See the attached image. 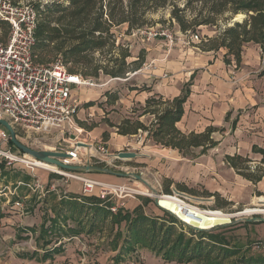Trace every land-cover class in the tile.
Here are the masks:
<instances>
[{"label":"trees","instance_id":"1","mask_svg":"<svg viewBox=\"0 0 264 264\" xmlns=\"http://www.w3.org/2000/svg\"><path fill=\"white\" fill-rule=\"evenodd\" d=\"M183 1L182 6L178 4L179 0H66L65 3L53 1L37 4L34 8L39 12V17L42 13H45V17L39 19L34 32L35 60L49 63L59 56L69 73L78 74L89 81H97L101 76L126 78L127 73L140 68L142 61L138 58L128 62L130 52L120 45L115 46L113 28L125 25L129 32L146 26L149 11L168 6L171 8L170 17L181 32H193L201 26L218 30L217 36L200 39L197 47L206 51L224 48L226 64L233 61L239 67L242 50L247 43L258 45L264 55V0ZM238 13L244 15L242 20L220 27L219 21L228 22ZM8 32V23L0 19V40L4 41ZM189 87L190 83L184 86L181 94L170 98L155 92L152 86H134L132 90L149 93L140 106L141 111L136 113V108H132L130 115L122 117L117 123L107 120V124L119 135L145 134L144 143L149 140L163 148L177 150L182 157L194 158L196 150H199V154H205L218 144L212 135L219 128L209 126L202 132H182L176 126L182 118ZM107 95L106 92L104 96L107 98ZM118 100V94L110 95L99 105L107 102L114 104ZM142 116L149 119L141 121ZM80 124L84 125L83 122ZM108 137L106 132L102 133L103 141ZM10 145L17 150L11 141ZM251 150L261 155L257 164H251L250 157L240 154H227L224 161L238 175L256 184L264 177V150L255 144ZM98 166L103 167L104 164L99 163ZM164 191L169 193L170 190L165 187ZM149 201L151 199L145 198V203ZM112 205L111 201L95 195L66 194L57 201L54 212L57 220L65 217L70 224L68 230L73 234H97L106 226L113 230L115 225L124 223L123 232L116 230L114 236L110 234L106 238L111 245H119H115V263L124 257L134 260L136 250L145 249L164 262L264 264V254L246 252L223 233L217 232L224 228L195 230L164 209L161 214L148 215L142 205L132 210L120 206L114 212L110 210Z\"/></svg>","mask_w":264,"mask_h":264},{"label":"rangeland","instance_id":"2","mask_svg":"<svg viewBox=\"0 0 264 264\" xmlns=\"http://www.w3.org/2000/svg\"><path fill=\"white\" fill-rule=\"evenodd\" d=\"M16 1L34 7L40 3L45 4L53 1L62 3L66 2V0ZM183 3V0H179L178 2L180 6H182ZM170 11V6L149 11L147 14L148 24L143 27H153L156 30L167 28L173 34L176 43L178 42L177 37L179 36L176 34V27L178 26L170 17ZM44 14L45 13L41 14V18L39 17L40 20L44 19ZM188 14H192V12H189ZM243 16L244 15H242V17ZM234 17V20H242V17L236 19L237 14ZM232 22L233 18L228 22L219 21V25L223 28L231 25ZM113 31L116 36L115 46L120 45L123 48H127L131 55L127 59L128 62L139 58L142 61L140 68L131 72L132 76H126V78L123 79H113L107 76H101L97 81H90L80 85L73 91L72 95V99L77 104V115L75 118L79 128L87 130L88 126H101L103 129L101 133L106 132L108 136L110 135V131L115 132V130L108 126L107 120L116 123L120 121L122 117L128 115L132 108H136V113L141 111L140 106L143 103L136 101L135 98L138 94L139 96H143L145 93L138 92L136 89L132 90V88L134 86L138 88L145 84L142 72L147 68V64H149V61L147 60V48L152 46L154 51L158 53H162L164 50H166V54L169 52L165 46V40L161 36L155 37L154 40H146L139 35L132 36L130 34L131 31L128 32L125 25L117 26L113 28ZM188 32L190 31L183 32L184 35H186L183 37L185 38L183 44L186 46L198 45L200 41L192 42L188 39ZM194 32L198 33L200 39L205 36L215 37L218 35V30L211 26H201L190 33ZM175 45L176 44H174L171 49H175ZM165 72L164 73L168 75V72ZM106 92L108 94L107 98L110 95L118 94L119 100L114 104L107 102L104 103L103 106H100L99 103L107 99L104 96ZM89 103H91V105H89ZM148 119L149 117L146 116L141 120L146 122ZM80 122H83L84 125H81ZM219 129L218 132H215L216 138H220L219 144L208 150L205 154L200 155V158L198 156L195 159H190L197 162L198 159L202 160V164L196 165L200 168V173L191 170L195 167V163L188 162L187 157L182 160H180V158L173 159L166 155H161L164 151L160 148L143 152L145 155H139L131 160L114 159L115 161L109 163L103 162L98 159L100 155L96 150L97 146L103 144L101 133L98 136L99 141H96L94 145L90 143L91 138H85L86 133L84 132H81L80 134L74 132L70 136V140L73 141L77 138V140L80 139L85 142V144H91L89 149L85 146L88 151L81 149L80 153L82 161H89V164L91 165L103 163V167H108L115 171L139 174L156 190V192H158L159 195L164 193L171 195L174 190L183 192L191 197L190 204L198 209L221 210L227 214H235L246 207H254L260 204L256 199L258 197H264V179L256 184H252L250 181L238 175L234 169L229 167L224 161V156L227 154H240L242 156L250 157L252 160L251 164H257L261 155L260 153L253 152L248 144L253 140H256L259 143L260 141L251 136V133L253 132L252 130H249V133H243L237 137L234 135L232 131L233 129L227 134H224L229 131L226 128L219 127ZM63 138L64 136H61L59 133L52 132L50 138L43 144L38 145L35 149L56 151L53 148L54 145L59 147L60 144H65L62 140ZM65 138H68V136H65ZM108 151L116 153L112 152L111 149H108ZM102 159H104V157H102ZM129 162H131V164H129ZM85 164L87 163L84 162L83 165ZM40 173H45V171H41L39 174ZM70 173L81 176L84 175L103 183L119 184L137 191L133 194L124 195L123 199H121L123 201V208H125V206L131 207L132 204H137L142 205L143 211L148 215L162 213V208L154 203L153 193L144 183L133 176L124 178L94 172ZM181 173L186 174V178L180 177L179 179V174ZM26 177V173L21 166H7L3 162H0V191L4 188L6 189V187H10L12 190L16 191L17 195H21L22 197V193L26 190V187L19 185L18 182L29 181ZM70 184H77L81 191L82 182L80 180L65 177L60 178L58 176L57 179H54V181L48 184V187L52 185L54 188L45 195L49 202L47 206L45 203H42L41 208L33 211V203L26 204L28 210L24 209L25 206L23 204L24 207L23 210L20 211L22 212L20 214L24 215L27 212V216L30 218L38 217V223H34L31 226H23V228H27L28 231L31 232V236L29 234L24 238L16 234L11 237L10 244H8V253L2 254L0 251V264H186L182 262H162L160 259L153 258L152 255L146 251L137 252L134 260L129 259V257H124L119 260L118 263H115L114 256L111 257V255H108L107 253H102L100 249L101 247L99 246L98 239L106 233L104 230L100 229L97 231V234L94 235L95 238H89L88 236L81 237V235H70L68 221L65 220V217H61L57 220L53 207L50 204H53L57 199L59 200L60 198H63L67 194V188ZM178 185L181 186V188L178 187ZM165 187L170 190L169 193L168 191H164ZM0 198L1 217L7 215V213L1 206L6 199H2L3 197ZM145 198H149L151 201L145 203ZM262 208H264V206H262ZM255 216L264 218V213L232 217L229 220L239 219V221L231 225L222 226L220 228H224L222 229L223 231L220 230L217 232L223 233L222 235L226 236L234 244L242 247L246 252L264 254V223L243 220V218ZM53 224L54 226L50 227V225ZM117 229L118 226H116V230ZM59 237L62 238L60 241ZM43 244L44 247L42 248ZM58 247L59 249H56Z\"/></svg>","mask_w":264,"mask_h":264},{"label":"crops","instance_id":"3","mask_svg":"<svg viewBox=\"0 0 264 264\" xmlns=\"http://www.w3.org/2000/svg\"><path fill=\"white\" fill-rule=\"evenodd\" d=\"M176 34L179 35L177 37L178 42L175 43L176 48L171 49L167 54L166 50L162 53H158L154 51L152 46L147 48V60L149 61V65L150 63L152 65L150 68L148 66L142 73L145 85L152 86V89L155 92L164 97L171 98L178 96L181 94L184 86L190 83V93L183 105L182 118L176 123L177 128L182 132H202L209 126L216 128L222 127L229 130L224 134L231 132V129H233L232 131L237 137L240 134L249 133V130H252L253 132L251 133V136L254 139L259 140L260 143L253 140L248 145L252 147V145L255 144L258 148L264 150V73H262L264 69V55H262L259 46L250 43L245 44L241 54L240 65L239 67H236L233 61H231L230 64L224 62V54L226 52V50H223L224 48L206 51L201 50L197 45L186 46L183 44L185 40L183 37L186 35L179 31L178 27H176ZM165 71L168 72V75L163 77L162 75ZM142 92L145 93L143 96H139L138 94L135 98V100L140 103H144L145 98L149 95V93L145 91ZM226 115H228L227 120L225 119ZM144 117L145 116L140 117V120ZM82 129L83 132L86 133L85 138H91L90 143L93 145L96 141H99L98 136L103 131L101 126L87 130H84V128ZM212 136L219 144L220 138H216L215 132ZM144 139L145 134L124 136L119 135L114 131H110L108 140L103 141L102 143L107 149H111L112 152L134 151L139 156L145 155L143 152L160 148L164 151L161 155H166L173 159L180 158V160L185 158L182 157L177 150L163 148L149 140H146L144 143ZM64 142L65 144L62 143L59 147L54 145V150L63 151L68 148L69 145L66 143L67 141L64 140ZM200 155L203 154H199V150H196L195 157L191 159H195L198 156L200 158ZM188 162L195 163V167L191 170L200 173V168L196 165L202 164L201 159H198L197 162L188 158ZM39 172L38 175L41 181L47 185L54 181V179L58 178V176L47 173L39 174ZM180 177L186 178V174L181 173L179 174V179ZM262 179H264V177ZM2 191H0V197H3L2 199L6 200L1 206L7 213V215L0 217V251L4 254L8 253V244H10L11 237L16 234L24 238L29 234L31 236V232L28 231L27 228H23V226H31L34 223L36 224L39 219L38 217H28L27 212L24 215H21V210L16 208L13 202L21 199L25 206V210H28V203H33V211L41 208L42 203H45L47 206L49 202L47 200L48 198L45 196L43 198H38L36 194L29 193L27 189L22 193V197L21 195H12V193L16 191L12 190L10 187H6V189L4 188ZM66 193L69 195L80 194V189L77 184H70ZM57 201L58 199L55 200L53 204L50 203L53 207V211ZM136 205L137 204H132L131 207L125 206V209L132 210ZM68 225L70 227L69 222ZM116 226H118L117 230L123 232L124 223L115 225L113 230L106 226L104 227L106 233L98 239L102 253H107L108 255H111V257L116 254L119 245L115 244L117 247L111 245L107 242L106 238L110 234L114 236ZM70 235H81V237L88 236L91 238L96 234H73L70 232ZM61 239L62 238L59 237V241ZM43 247L44 244L42 245V248ZM141 251H146L152 255L153 258L160 259L145 249L139 251L136 250V253ZM160 261L163 262L161 259Z\"/></svg>","mask_w":264,"mask_h":264},{"label":"built area","instance_id":"4","mask_svg":"<svg viewBox=\"0 0 264 264\" xmlns=\"http://www.w3.org/2000/svg\"><path fill=\"white\" fill-rule=\"evenodd\" d=\"M0 19L9 25L7 38L4 41L0 40V120H6L14 129L18 140L32 149L49 139L52 132H57L64 136L62 140H66L69 145L63 150L69 156L61 159V162L68 165H83L84 162L89 164V161H82L80 152L85 146L91 147V144H85L77 138L72 141L70 136L74 132L78 134L83 132L75 118L77 104L72 99L73 91L90 81L78 74L69 73L59 56L49 63H39L35 60L34 32L39 21V12L34 6L20 2L13 3L11 0H0ZM188 33L189 40L200 41L198 33ZM130 34L139 35L146 40H154L155 37L161 36L165 40L168 51L175 44L174 36L167 28L156 30L153 27H140L132 29ZM151 65V63L147 64V67ZM130 75L132 73L126 74L127 77ZM166 76L167 74L164 73L163 77ZM79 143L84 145L80 146ZM96 150L100 155L99 160L106 163L115 161V153L109 152L104 144L97 146ZM0 162L7 166H21L29 181H19L18 184L25 186L29 193L36 194L38 198H43L54 188L52 185L48 187L41 181L39 171H45L47 174L57 175L60 178L80 180L81 195H95L102 200L111 201L113 205L110 210L113 212L123 206L121 199L124 195L137 192L119 184L103 183L84 175L65 172L53 164L34 159L15 150L10 145L9 132L1 124ZM172 193L171 195L176 197L184 210L190 211L189 207L197 208L190 204L189 195L177 190ZM12 195L17 196V193L14 192ZM161 196L162 194L159 198ZM13 204L16 208L23 210L21 199L15 200ZM178 220L183 221L179 217Z\"/></svg>","mask_w":264,"mask_h":264},{"label":"water","instance_id":"5","mask_svg":"<svg viewBox=\"0 0 264 264\" xmlns=\"http://www.w3.org/2000/svg\"><path fill=\"white\" fill-rule=\"evenodd\" d=\"M234 19H235V17L233 18V21H235ZM0 124L9 132L10 141L12 142L14 147L17 148L22 153H25L28 156H30L34 159L43 161L45 163L53 164L65 172H76V173H78V172H82V173L94 172V173L114 175L117 177H124V178L133 176L134 178L141 181L142 183H144L147 186V188L154 194V203L157 206H160L159 205V194H158V192H156V190L152 186H150V184L146 180H144L139 174L130 173V172H119V171H115V170L108 168V167H102V166L91 165V164H85V165L64 164L63 162H61V159L69 156L65 151H50V150L32 149V148L26 146L25 144H23L20 140H18V138L16 137L14 129L10 126V124L6 120H0ZM79 145L83 146L84 144L79 143ZM115 156H116L115 158L119 159V160H131V159L136 158L138 156V154L134 151H118L115 153ZM161 208L166 210L163 207H161ZM170 213L178 219V217L173 212L170 211ZM243 220L250 221V222L251 221H259V222L264 223L263 217H256L255 216V217H250V218H243ZM237 221H239V219L229 220L228 222L221 223V224H215L209 228H201V227L195 226L193 224H190L189 222L184 221V220L182 222L184 224H186L187 226L192 227L195 230H213V229L225 226V225L234 224Z\"/></svg>","mask_w":264,"mask_h":264},{"label":"bare ground","instance_id":"6","mask_svg":"<svg viewBox=\"0 0 264 264\" xmlns=\"http://www.w3.org/2000/svg\"><path fill=\"white\" fill-rule=\"evenodd\" d=\"M243 14H237L236 19H240ZM87 150L86 147L83 148ZM89 149V148H88ZM88 151V150H87ZM52 167V166H51ZM154 195V194H153ZM206 200V199H205ZM260 204L254 207H246L242 211L235 214H227L221 210H210V209H198L194 207H189L190 211L184 210L182 204L176 199V197L168 194H162L159 199V205L173 213H175L179 218L201 228H209L215 224H221L228 222L230 218L235 216H244L254 213L262 214L264 213V197H258L256 199Z\"/></svg>","mask_w":264,"mask_h":264}]
</instances>
